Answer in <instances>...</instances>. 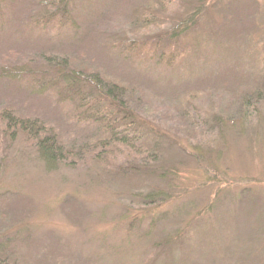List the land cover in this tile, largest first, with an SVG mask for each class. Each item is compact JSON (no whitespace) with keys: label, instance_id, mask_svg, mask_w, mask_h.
<instances>
[{"label":"rangeland","instance_id":"obj_1","mask_svg":"<svg viewBox=\"0 0 264 264\" xmlns=\"http://www.w3.org/2000/svg\"><path fill=\"white\" fill-rule=\"evenodd\" d=\"M56 6L0 0V264H150V239L197 221L194 248L158 264H264V0H74L72 26L57 22ZM52 71L122 88V104L150 133L136 146L165 140L154 146L176 177H121L135 152L120 143L99 164H77L72 152L47 169L6 119L43 124L68 152L104 137L74 119L58 98L63 85L36 89L34 74ZM146 193L170 204L142 207ZM160 206L177 217L142 238L148 223L130 221L163 215Z\"/></svg>","mask_w":264,"mask_h":264},{"label":"trees","instance_id":"obj_2","mask_svg":"<svg viewBox=\"0 0 264 264\" xmlns=\"http://www.w3.org/2000/svg\"><path fill=\"white\" fill-rule=\"evenodd\" d=\"M73 2L74 0H56V10H58L56 12L61 14V19L57 20V22L65 24L69 23L71 26L73 25V20L68 17V7L73 5ZM42 20L45 22L44 24L46 26H49L51 21L56 20V14H51ZM144 47L145 45L143 48ZM152 47L153 46H148L147 49L149 50ZM154 47L156 49L155 52L157 53V46L154 45ZM166 56H168V54H166ZM171 62L173 61L168 58L167 63L170 64ZM58 65L62 67V61ZM81 75L82 74H65V72L59 73V71H55V73H53L52 71L48 75L50 76V79L44 84L38 81L41 79H46L48 76L46 72H38V74H34V86L37 87L36 89L39 91L49 90L52 86L56 87L58 84L64 86L61 92L58 94V98L64 102H69L72 105L74 119L82 124L87 123L96 125L98 127V132L101 135H104V137L99 138L100 140H97L94 144H92V146L89 145V148H87L88 145L72 143L73 145L70 147L71 149L68 152V148L66 146H61L59 141H56L57 139L54 137L55 134L50 135V133L46 131L47 129L45 126H43V124L29 119H20L17 122L12 120V123L6 119L7 128L14 126L22 134H28V139L32 143H35L38 153L41 159L44 161L47 169H54V167L57 166V164H60L61 161L65 162L67 159V154L72 152H74V154H70L69 158L74 156V159H77L74 160L77 161V164L87 165V162L91 164H99L104 152H106L107 149L113 147L114 144L120 143L121 145H125L131 151L135 152L132 156L123 157L124 160L132 159L135 162V167L128 166V163L124 164V166L118 171L121 177L137 178L140 175H146L148 178L157 177L161 180L166 179L167 176L168 179L175 178V175L177 172H179V168L169 166L167 171L165 169L167 165L162 160L163 157L161 153L156 151L157 149L154 146L155 144L160 143V141L161 143H165V140H163L161 137L155 139V141L152 142V147H149L147 144L136 146L138 142L146 139L147 135L150 136V133H148L146 129L139 123L137 117L132 113L129 107L124 105L127 104V102H125V91L122 88H119L117 85H111L110 83L99 80L96 75L89 77L85 74L84 77L78 78ZM82 79L89 80L90 84L87 82L83 83V81H81ZM97 83H99L102 88L99 87ZM240 113L242 116H244L246 110H241ZM106 136L108 137L105 138ZM138 154L145 155L150 159L142 160L144 156H140L139 159L141 161L137 162L136 159H138ZM194 156L199 158L201 157V155ZM190 157L193 158V155ZM122 168H125L127 171L122 173ZM183 193L185 192H179L178 195ZM166 197L167 196L164 194L146 193L141 195L139 198L144 200L142 207H149L154 204L165 205L168 202L170 204V196L168 197V201ZM218 197L219 196H217L215 199L213 198L214 200L209 204L208 208L206 207L207 213L209 215L208 218H205V223L210 221L212 216H214L213 214L215 213V210H218L216 209L219 206V202L217 200ZM136 198H138V195ZM231 200L232 196L230 197V201ZM157 207L159 209V206H156L155 208ZM160 207L162 208V206ZM161 212H163V215L154 216L151 219H149L151 214L135 216L132 218L130 223L142 224L143 222H147L149 234L145 233L141 237L149 239V237L151 238V233L154 231L155 226L160 221L167 217L168 220L177 217V214H175V211L173 212L171 210V207H168V209L166 207L162 208ZM197 218L198 216L196 215L195 219L197 220ZM187 226L188 229L179 227L173 231V234H165V237L162 238L160 242L152 241L150 239V245L153 248H156L155 250H148L146 252L150 255V257H155L150 261V264L160 263L158 258H165L167 255H175L177 252V254H186V252L194 248V245L188 246V244L191 242V240H194V236L197 235V231H199L198 228L200 224H198L197 221L195 229L192 230H189V227L191 226L189 223ZM127 231L131 232L128 228ZM189 239L190 241L188 243ZM3 250L4 249L2 245L0 246V263L1 259H3L1 258V253ZM171 259L172 258L168 257V261H171ZM163 263L166 264L165 261H163Z\"/></svg>","mask_w":264,"mask_h":264}]
</instances>
